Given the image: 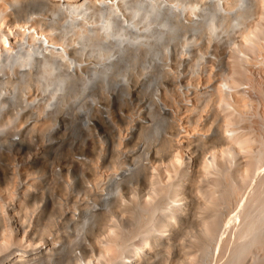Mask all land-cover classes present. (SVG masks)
I'll return each instance as SVG.
<instances>
[{"label":"bare ground","instance_id":"6f19581e","mask_svg":"<svg viewBox=\"0 0 264 264\" xmlns=\"http://www.w3.org/2000/svg\"><path fill=\"white\" fill-rule=\"evenodd\" d=\"M214 262L264 264V0H0V264Z\"/></svg>","mask_w":264,"mask_h":264},{"label":"rangeland","instance_id":"374dc122","mask_svg":"<svg viewBox=\"0 0 264 264\" xmlns=\"http://www.w3.org/2000/svg\"><path fill=\"white\" fill-rule=\"evenodd\" d=\"M199 43H200V42H199ZM200 44H201V43H200ZM199 47H200V46H199ZM201 50H203V49L201 48ZM190 73H191V72H190V70L188 69V74L186 73V75H188L189 77H192V75H191ZM189 74H190V75H189ZM192 79H193V78H192ZM195 85H196V86H195ZM194 86H195L197 89H199V86H200V85L198 84V86H197V84H194ZM201 86H202V87L204 86L203 88H205V85L201 84ZM201 86H200V88H202ZM203 88H202V89H203ZM181 105H182V104H181ZM184 110H185V109H182V115H184V116L186 117V116L189 115V112L186 111V110L184 111ZM210 111H211V109L209 110V113H210ZM183 112H184V113H183ZM187 112H188V114L185 115V113H187ZM209 113H206V114H209ZM210 114H212V112H211ZM184 116H182V119L184 120V123H185V122H187V120L184 118ZM184 123H183V126H182V127H183L184 129H187V130H186L187 133H188V132H189V133H190V132L193 133L192 128H190L191 126H190L189 124H184ZM184 125H187V126H184ZM189 133H188V134H185V136H189ZM194 134H196V132H195ZM191 136H192V134L190 133V137H191ZM61 146H63V145H61ZM61 146L59 147L60 149H59V152H57L58 154H57L56 156L59 157V156L61 155L59 158H60V159H63V158H65V155H64V154H65V150L63 151L62 148H63V149H66V145L63 146V147H61ZM62 151H63V152H62ZM59 153H61V154L59 155ZM62 154H63V155H62ZM62 156H64V157H62ZM106 170H107V169H106ZM106 170H105V171H106ZM103 172H104V171H103ZM107 172H108V171H107ZM104 173H106V172H104ZM32 180H33V179L31 178V181H32ZM46 184H47V183H45V189H46L45 191H49V192H50V189H49V188H50V184L47 185V187H46ZM47 189H49V190H47ZM47 194H48V193H47ZM76 197L78 198V199L76 198V199L78 200V202H80V201H79L80 198H81L80 195H79V196L77 195ZM74 200H75V199H74ZM62 202L65 204V206H67V205L69 206V205H70V210H71V208H73L72 205H74V203H73L72 200H70V202L67 201V203H66V201H62ZM68 203H69V204H68ZM68 206H67V207H68ZM230 215H232V213H231ZM41 222H42V223H41ZM41 222H40V223H37L38 226H36V224H35L36 222H35L34 225H33V229H34V230H37V229L41 228L42 226L46 225V223L44 224L45 221H41ZM42 228H43V227H42ZM53 229H54V231H53ZM47 230H48V229H47ZM52 231H53V232H52ZM63 233H64V235H65V234H66V235H69V234H68L69 232L67 233V232H65V231H59V232H56V228H52V230H51V234H53L52 236H53V239H55V240H58V239L60 238L61 235H62V236H61V238H62V237L64 236ZM72 234H73V232H72ZM66 235H65V236H66ZM54 236H55V237H59V238H54ZM187 240H188V237H184V236H183L182 238H179L178 240H177V239H176V240H173L171 243H174V244H176V246H177V245H181V244L185 243ZM180 241H181V242H180ZM177 242H180V243H177ZM182 242H183V243H182ZM215 263H216V262H214L213 264H215Z\"/></svg>","mask_w":264,"mask_h":264}]
</instances>
